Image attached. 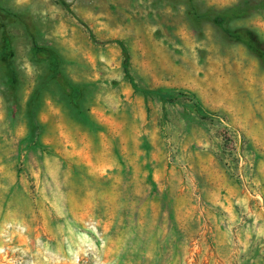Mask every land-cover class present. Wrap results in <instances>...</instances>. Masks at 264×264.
Returning a JSON list of instances; mask_svg holds the SVG:
<instances>
[{"label": "rangeland", "instance_id": "374dc122", "mask_svg": "<svg viewBox=\"0 0 264 264\" xmlns=\"http://www.w3.org/2000/svg\"><path fill=\"white\" fill-rule=\"evenodd\" d=\"M65 1L0 0V264H264V0Z\"/></svg>", "mask_w": 264, "mask_h": 264}, {"label": "trees", "instance_id": "16d2710c", "mask_svg": "<svg viewBox=\"0 0 264 264\" xmlns=\"http://www.w3.org/2000/svg\"><path fill=\"white\" fill-rule=\"evenodd\" d=\"M62 5H64L66 8H69V4L65 0H59ZM6 13H8L5 10ZM214 22L220 26L224 27V18L222 15H218L214 18ZM0 29H4V26H0ZM227 33H229L231 36L238 37V33L232 32L229 29H225ZM3 40L2 45L0 47V69L5 70L4 77H6L9 81V87L11 89H15L14 83L18 82L19 77L16 73L15 67H14V57H15V51L12 47V41L9 37L8 33L3 32ZM119 45L121 46L123 50V54L125 56L124 62L125 65H128L129 61V53L126 45L123 41H118ZM251 50L256 52V49H254L253 44L248 43L247 45ZM33 55L35 59L41 60L43 58L49 60V63L51 64L52 68V79L57 83L59 86L61 92L70 100L72 101H79L82 93H83V86L81 84H77L72 82L70 79H68L66 76L61 74V72L58 69H55L56 66L55 62H57L59 59L55 53V51L48 47H41L38 44H34L33 46ZM133 86L135 89H137L136 83L133 81ZM146 93V91H144ZM39 98L34 97L32 101L29 103V111L35 110L33 106V102L38 100ZM34 122V121H33Z\"/></svg>", "mask_w": 264, "mask_h": 264}]
</instances>
